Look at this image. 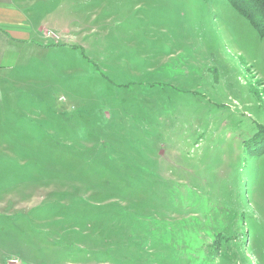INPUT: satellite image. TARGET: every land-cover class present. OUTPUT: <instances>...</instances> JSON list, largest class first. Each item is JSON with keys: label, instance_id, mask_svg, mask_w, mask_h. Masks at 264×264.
Listing matches in <instances>:
<instances>
[{"label": "rangeland", "instance_id": "1", "mask_svg": "<svg viewBox=\"0 0 264 264\" xmlns=\"http://www.w3.org/2000/svg\"><path fill=\"white\" fill-rule=\"evenodd\" d=\"M29 2L0 264H264V36L228 0Z\"/></svg>", "mask_w": 264, "mask_h": 264}, {"label": "crops", "instance_id": "2", "mask_svg": "<svg viewBox=\"0 0 264 264\" xmlns=\"http://www.w3.org/2000/svg\"><path fill=\"white\" fill-rule=\"evenodd\" d=\"M30 4L29 0H0V87L9 85V76L20 74L27 45L43 39L40 24L28 10L33 8Z\"/></svg>", "mask_w": 264, "mask_h": 264}, {"label": "trees", "instance_id": "3", "mask_svg": "<svg viewBox=\"0 0 264 264\" xmlns=\"http://www.w3.org/2000/svg\"><path fill=\"white\" fill-rule=\"evenodd\" d=\"M238 13L264 36V0H228Z\"/></svg>", "mask_w": 264, "mask_h": 264}]
</instances>
